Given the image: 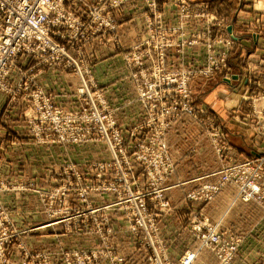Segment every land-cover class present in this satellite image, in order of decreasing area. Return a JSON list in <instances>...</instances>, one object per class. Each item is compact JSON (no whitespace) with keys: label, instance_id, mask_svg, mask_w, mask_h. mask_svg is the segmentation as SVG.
I'll return each instance as SVG.
<instances>
[{"label":"rangeland","instance_id":"obj_1","mask_svg":"<svg viewBox=\"0 0 264 264\" xmlns=\"http://www.w3.org/2000/svg\"><path fill=\"white\" fill-rule=\"evenodd\" d=\"M105 1L107 5L104 6ZM129 1L66 0L64 6L72 13H65L63 23L54 27L53 33L49 36L53 42L66 46L69 56L54 62L52 52L46 54L41 50L42 44L36 43L37 53L20 54L11 69V71L18 70L17 79H12L10 71L7 82L0 86V91L6 96L0 111L1 123H7L14 114L15 117L21 118L24 122L22 127L28 130L32 143L47 145L48 148H44L42 152L47 149L49 157L48 167L43 168V172L48 175L46 184L40 183L39 177L34 175L40 172L38 169H33V175L37 180L23 175L12 181L0 177V194L19 193L13 201L12 209L7 201L0 198V220L5 221L18 233L17 240H13L10 244L14 260H20L26 251L33 257L42 254L43 260H38L39 263L34 264H68V261L70 264H88L89 259L91 264H101L104 261H108L109 264H184L183 262L193 264L202 252L209 251L216 258V264H231L246 241V234H239L223 227L220 221L212 220L203 209H196L192 211L188 225L195 238V245L185 249L177 261L171 257L170 245L164 239L161 230L163 218L172 209V203L165 194V181L176 169L166 139L167 130L183 114H189L192 120L204 127L218 126L220 129L222 127L213 112L193 102L194 80L199 77L210 78L198 75L192 79L190 88L195 114L183 112L165 128L166 151L162 155L159 153L160 148L157 143H153V136L152 144L150 143L154 130L152 126L146 124L147 120L151 119L149 113H152L150 111L152 105L143 103L139 97L140 87L134 76L136 72L133 70L136 69L140 59H144L145 62H148V59L133 52L137 44L129 46L127 51L124 50L119 36V24L115 17V11ZM157 1L161 4L159 0ZM143 2L147 33L138 43L142 50L157 47L161 42L157 38L148 40L150 35L157 33L156 30L148 29V20L152 19L153 13L157 14V10L150 8L147 0ZM226 5L224 4L225 7ZM209 8L211 11V5ZM160 11L163 13L162 5ZM225 11L219 10L217 16L222 24L219 27L212 26L208 37H203L207 31L206 24L203 30H198L192 37L182 35L186 33V25L170 26L175 30L172 45L181 50L189 45L186 39L210 38L212 44L210 48L225 52L226 43L223 42L224 40H219L220 38L229 36L233 39L234 45L233 36L226 31ZM211 12L215 13V11ZM6 15L7 13L1 15L0 27L5 24L9 26L10 19L5 18ZM64 22L72 26L64 27ZM1 37L2 33H0ZM95 40L100 43H112L123 51L129 75L136 85L138 98L144 106V120L129 126L125 131L124 125L119 121L121 105L109 101L105 88L94 74L88 47ZM145 41L151 44L142 46ZM206 41L204 46L207 61L209 46ZM218 45L223 47L218 48ZM233 45L228 46V59ZM24 62L29 66L26 68L22 66ZM52 67L63 68L80 78V84L75 91V105L66 101L67 98L63 106L59 105L52 91L47 92L41 88L37 77L45 69ZM166 67L172 69L168 64ZM227 69L228 65L220 74L226 73ZM72 91L70 87L66 88L67 94H72ZM259 95L262 98L258 97L256 101L244 98L240 108L241 112H245L244 115L236 113L240 111L237 108L230 111L233 119L255 132V143L262 149L255 157L264 153V89H261ZM170 104H173L172 101L160 102L158 109L163 111ZM112 126L118 128L122 135L117 147H121L124 151L121 153L117 150L119 152L117 156L111 148L109 138L105 135V130L108 132ZM143 140L149 141L141 147ZM228 140L224 132L221 143L223 150L219 154L212 137L215 153L217 157L222 158L217 177L214 181L202 183L188 191L186 199L206 204L215 199L223 188L231 185L236 189L235 200L253 202L264 214V197L255 194L256 197L245 199L242 196L248 174L241 164L255 157L235 160L228 152ZM138 141L140 144H137ZM114 142L116 144V141ZM42 152H38L37 156H44ZM156 156L168 157L171 162L168 173H164L165 166ZM234 167L238 168L237 172ZM227 171L231 175L236 173L235 177L228 181L224 179ZM27 192L37 196H34L32 207L23 196ZM192 194L195 196L191 197ZM36 231H40V234H54L57 237L55 244L52 246V243H49L48 246L41 248L34 242H28L25 235ZM190 252L194 254L193 258L190 262L185 261L186 255Z\"/></svg>","mask_w":264,"mask_h":264},{"label":"crops","instance_id":"obj_2","mask_svg":"<svg viewBox=\"0 0 264 264\" xmlns=\"http://www.w3.org/2000/svg\"><path fill=\"white\" fill-rule=\"evenodd\" d=\"M159 1L166 24L178 25L176 3L173 0ZM190 1L209 3L211 11L218 14L219 10L225 11L226 8V31L233 36L234 45L229 55L226 73L210 78L199 77L192 84L195 100L193 102L213 112L223 129L218 126L204 127L192 120L189 114H183L167 130L166 139L176 169L165 181V194L172 203V209L161 222L162 235L170 245L172 259L177 261L185 249L195 245V238L188 226L189 220L193 210L203 209L212 220L220 221L221 226L247 235L242 249L231 264H264V214L255 203L235 200L236 189L231 185L223 188L215 199L206 204L186 199L188 191L202 183L214 181L217 177L222 158L217 157L211 142L214 131L226 133L229 139L228 152L235 160L255 157L262 150L255 143L253 129L238 123L231 117L230 111L240 109L244 98L255 101L258 97L262 98L258 94L264 89V0ZM224 4H227L226 7ZM144 9L143 0H130L115 11L119 36L125 51L146 36ZM205 24L203 19L192 18L185 24V34L192 37L198 30H203ZM201 38L181 50L175 46L169 47L167 49L169 68L204 67L206 39ZM222 47L218 45V48ZM88 54L92 60L95 77L105 88L109 101L121 105L119 121L124 125V131L129 126L143 121L144 106L129 75L123 51L112 43H100L95 40L89 45ZM22 66L26 68L29 65L24 62ZM11 77L17 79V69L11 71ZM37 81L43 90L52 91L59 105L63 106L66 103L65 98L75 105V91L80 84V78L74 73L63 68H47L37 77ZM67 87L73 90L72 94L66 93ZM5 100V94L0 91V111ZM236 113L244 115L245 112H241L240 109ZM1 122L0 112V177L12 181L22 175L28 178H35L36 175L40 183L46 184L48 175L43 172V168L48 167L49 157L47 149L42 151L48 146L33 144L28 130L22 127L24 122L21 118L15 117V114L7 123ZM38 152H42L44 156L38 157ZM33 169L40 172L33 175ZM18 195L19 193L5 192L0 194V198L7 201L11 208ZM23 196L32 207L34 196H37L30 192ZM39 232L27 233L25 237L28 242H34L41 248L48 246L49 243H52V246L55 244L57 237L54 234ZM101 264L109 262L104 261ZM193 264H216V258L209 251H204Z\"/></svg>","mask_w":264,"mask_h":264},{"label":"built area","instance_id":"obj_3","mask_svg":"<svg viewBox=\"0 0 264 264\" xmlns=\"http://www.w3.org/2000/svg\"><path fill=\"white\" fill-rule=\"evenodd\" d=\"M66 0H0V23L2 21L3 14L7 13L5 18L10 19L8 24L0 27V86L9 78L11 69L15 66L19 55L22 53L29 54L31 52L37 53L36 43L42 44V51L46 54L52 52L54 62L61 61L63 57L69 56L66 51V46L59 45L57 42H53L50 38V34L53 33V28L62 24V20L66 14L72 13L64 6ZM178 7L179 24L183 27L190 19H203L207 25L206 35L208 37L211 33L212 26H220L222 23L218 18L217 12H211L208 3H192L190 0H175ZM107 5L105 1L104 6ZM147 5L154 10H157V14H154L152 19L148 20V29L156 30L154 35H148L149 39H160L161 42L157 44V47L143 48L137 44L134 47L137 55L146 57L148 62L144 59H140V62L136 65V69H133L137 84L139 85V97L143 103H150L152 105L150 120H147L146 126L153 127V134L151 135L150 143L158 145L160 148L159 153L162 155L166 151V142L164 140L165 128H167L175 119L188 112L195 114L192 106V91L191 83L195 76L212 77L222 73L227 68L228 63V49L233 45V39L229 36L220 38L226 43L227 50L225 52L215 51L212 44L207 39L208 43V55L206 65L202 68H196L194 66L168 69L166 67V52L167 49L173 46V35L175 30L173 27L165 24L164 14L160 11V4L157 0H147ZM7 26V27H6ZM12 26V27H11ZM65 26H72L64 22ZM180 26V27H181ZM179 27V28H180ZM99 33V32H98ZM105 33V32H103ZM182 35H185L183 33ZM177 37V36H176ZM178 38V37H177ZM192 39V40H191ZM186 39L187 44L196 43L198 38ZM218 40V41H219ZM216 41V40H215ZM151 44L149 42H143L142 46ZM214 44V42H213ZM231 44V45H230ZM230 45V46H229ZM229 46V47H228ZM132 52V51H131ZM138 57V58H141ZM69 58V57H68ZM139 76V77H137ZM141 78V80H140ZM167 98V99H166ZM172 101L168 108L163 111L158 109L160 102ZM161 113H160V112ZM160 113V114H159ZM173 118L172 120L169 118ZM62 135V134H61ZM105 135L111 142V148L117 156L119 152L123 153L124 149L117 147L118 142H121L122 135L118 128L113 126ZM116 141V144L114 141ZM213 140L216 145L217 151L220 154L222 152L223 133L219 131L213 132ZM149 140H143L140 144L144 147ZM117 150L119 152H117ZM165 155V154H164ZM157 157V156H156ZM140 158L145 159L140 156ZM158 158V157H157ZM162 160V165L165 166L164 173L169 172V162L167 156L158 158ZM238 166V165H236ZM245 173L248 174V180L246 187L243 188L246 198L264 197V153L253 158L248 159L241 164ZM236 172L238 171L237 167ZM173 169V168H171ZM227 171L224 179L227 181L235 177ZM214 191H212L213 193ZM189 196V195H188ZM195 196L194 194L190 195ZM167 202V201H166ZM18 233L15 229H11L5 221L0 220V264H34L39 263L38 260H43L42 254L32 256L29 253L23 254L20 260H14L12 258V248L10 244L13 240H17ZM193 253L190 252L186 255L185 261L190 262L193 258ZM78 261L80 262V255H78ZM90 259L88 264L90 263ZM185 264V262H183ZM68 264L70 262L68 261Z\"/></svg>","mask_w":264,"mask_h":264}]
</instances>
